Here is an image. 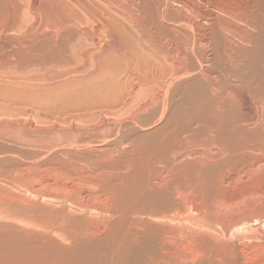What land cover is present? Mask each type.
Returning a JSON list of instances; mask_svg holds the SVG:
<instances>
[{
	"label": "bare ground",
	"instance_id": "bare-ground-1",
	"mask_svg": "<svg viewBox=\"0 0 264 264\" xmlns=\"http://www.w3.org/2000/svg\"><path fill=\"white\" fill-rule=\"evenodd\" d=\"M0 264H264V0H0Z\"/></svg>",
	"mask_w": 264,
	"mask_h": 264
}]
</instances>
